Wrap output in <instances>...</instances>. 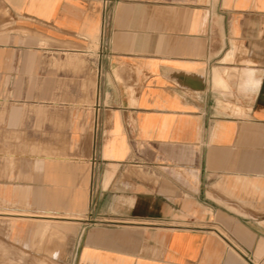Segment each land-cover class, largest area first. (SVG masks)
Masks as SVG:
<instances>
[{"label": "crops", "instance_id": "1", "mask_svg": "<svg viewBox=\"0 0 264 264\" xmlns=\"http://www.w3.org/2000/svg\"><path fill=\"white\" fill-rule=\"evenodd\" d=\"M0 215L72 264H264V0H0Z\"/></svg>", "mask_w": 264, "mask_h": 264}, {"label": "rangeland", "instance_id": "2", "mask_svg": "<svg viewBox=\"0 0 264 264\" xmlns=\"http://www.w3.org/2000/svg\"><path fill=\"white\" fill-rule=\"evenodd\" d=\"M9 215H0V237L6 235V217ZM67 220V219H61ZM35 221V220H33ZM62 222V221H59ZM71 230H50L44 236L26 235L25 247H9L13 251H7L0 248V264H72L75 248L67 244L70 239ZM57 249L59 258L53 259L54 251ZM12 257V261L9 260Z\"/></svg>", "mask_w": 264, "mask_h": 264}, {"label": "bare ground", "instance_id": "3", "mask_svg": "<svg viewBox=\"0 0 264 264\" xmlns=\"http://www.w3.org/2000/svg\"><path fill=\"white\" fill-rule=\"evenodd\" d=\"M22 214H23V213H22ZM27 214H28V213H27ZM28 215H29V214H28ZM14 216H15V215H14ZM25 216H26V215H25ZM50 216H51V215H50ZM28 217H29V216H28ZM42 217H44V216H42ZM45 217H46V216H45ZM54 217H55V216H54ZM54 217H53V218H54ZM57 217H59V216L57 215L56 218H57ZM61 217H62V216H61ZM59 218H60V217H59ZM37 219H38V218H37ZM43 219H44V218H43ZM50 219H51V218H50ZM57 219H58V218H57ZM57 219H56V220H57ZM61 219H62V218H61ZM39 220H40V219H39ZM58 220H59V219H58ZM47 221H48V220H47ZM62 222H63V221H62Z\"/></svg>", "mask_w": 264, "mask_h": 264}]
</instances>
